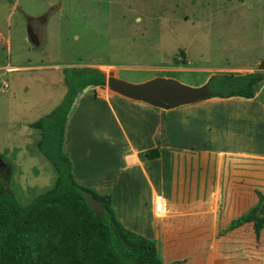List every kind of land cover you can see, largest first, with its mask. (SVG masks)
Masks as SVG:
<instances>
[{
    "label": "crops",
    "instance_id": "crops-1",
    "mask_svg": "<svg viewBox=\"0 0 264 264\" xmlns=\"http://www.w3.org/2000/svg\"><path fill=\"white\" fill-rule=\"evenodd\" d=\"M3 60L6 62L0 63V70L20 74L9 76L10 87L2 82L13 98L17 93L18 99L17 108H7L10 110L0 117V162L10 165L20 163L17 153L28 155L36 139L31 129H16L14 121L21 117L24 127L30 128L32 121L60 103L67 86L65 66L11 63L8 56ZM82 66L98 69V64L71 67ZM171 70L180 71L178 67ZM54 71L56 78L52 77ZM100 72L105 78L107 72ZM54 84L60 87L49 90ZM99 85L104 84L83 92L65 117L60 148L70 161L74 179L99 194H108L113 212L125 228L155 243L153 228L159 224L162 232L164 223L153 215L159 211L154 209L153 194L162 197L154 201L160 208L180 215L176 228L181 235L207 233L211 238L225 232L223 228L219 231L217 218H228L230 222L247 213L258 204L257 192L264 201V73L250 98L211 96L168 110L128 99L109 88L111 93L106 96V86ZM12 136L16 145L10 144ZM19 140L22 143L17 144ZM3 154L8 155L9 162L4 161ZM38 156L45 158L41 152ZM35 184L36 180L27 184L26 190ZM75 206L77 211L81 205ZM68 209L67 204L60 205L62 212ZM238 229H245L253 240L250 221L217 237L225 239L224 235ZM206 242L200 243L201 258L206 257L201 253ZM217 243L220 251L245 250L238 242L229 248L223 240ZM195 254L176 258L186 261L187 255L192 258ZM224 257L226 260L228 255ZM250 257L247 264L255 260ZM190 258L184 263L202 262Z\"/></svg>",
    "mask_w": 264,
    "mask_h": 264
},
{
    "label": "rangeland",
    "instance_id": "rangeland-1",
    "mask_svg": "<svg viewBox=\"0 0 264 264\" xmlns=\"http://www.w3.org/2000/svg\"><path fill=\"white\" fill-rule=\"evenodd\" d=\"M27 27L37 32L39 44H31ZM0 38V63H5L3 59L8 56L11 63L65 66L64 75L73 82L76 79L71 66L98 64V70L106 74L111 71L115 77L132 83L161 77L198 87L216 73L255 71L264 60V0H0ZM173 67L180 71H172ZM19 75L16 71L0 70V117L10 110L7 108L18 105L17 93L13 98L2 82L10 87L9 76ZM56 76L54 71L52 77ZM52 87L60 85L48 89ZM107 89L104 87L106 96L111 93ZM22 120L18 117L14 121L16 129H31L36 134L30 153L23 156L19 151L20 163L9 162L6 154L2 156L11 166L7 186L17 200L21 196L18 202L25 205L50 188L55 175L51 164L38 156L40 130L24 127ZM12 139L10 144L16 145L15 136ZM20 143L21 140L17 144ZM10 153L14 155L12 150ZM35 180L37 184L26 190L27 184ZM90 203L97 210L98 203ZM255 215H260L257 210ZM217 219L219 231L223 228L227 232L229 219ZM153 231L163 264L189 260L190 255L185 261L163 254L159 250L163 245L160 225ZM225 232L214 235L213 241L223 240L229 248L223 237H217ZM257 240L253 236L254 243ZM217 248L214 264H247V255L254 257L252 264H264V259L259 261L263 257L260 248L252 254L246 247L225 252Z\"/></svg>",
    "mask_w": 264,
    "mask_h": 264
},
{
    "label": "trees",
    "instance_id": "trees-1",
    "mask_svg": "<svg viewBox=\"0 0 264 264\" xmlns=\"http://www.w3.org/2000/svg\"><path fill=\"white\" fill-rule=\"evenodd\" d=\"M70 69L74 70L76 80H69L64 75L66 69H63L67 89L60 103L30 123L31 127L40 130L41 137L37 142L39 150L55 170L53 185L33 197L29 203L21 205L7 186L10 176L8 164L0 166V264H163L153 240L130 231L119 222L108 194H99L74 179L70 161L60 148L65 114L77 91L87 84H103L104 76L96 68L82 66ZM262 78L263 72L256 70L213 74L208 79L212 90L209 97L250 98ZM256 194L258 204L232 219L225 227V230H230L250 221L254 239H258L256 243L248 237L245 229L235 230L224 240L228 241L229 246L235 242L242 244L248 253L260 248L263 257L259 261L262 262L264 215L257 216L255 211L263 197L258 192ZM153 200H162V197L153 194ZM89 201L98 203L97 210ZM62 203L69 206L66 212L60 211ZM75 204L81 205L77 211ZM153 215L164 223L163 245L159 246L163 254L176 258L195 252L191 260L215 263V250L219 245L216 240L213 241L211 234L190 232L184 234L187 235L185 238L176 228L180 217L178 213L163 207ZM205 239L207 244L204 243L205 248L201 253L206 257L201 258L200 243Z\"/></svg>",
    "mask_w": 264,
    "mask_h": 264
},
{
    "label": "water",
    "instance_id": "water-1",
    "mask_svg": "<svg viewBox=\"0 0 264 264\" xmlns=\"http://www.w3.org/2000/svg\"><path fill=\"white\" fill-rule=\"evenodd\" d=\"M27 36L31 44H38L37 36L31 27H27ZM255 70L264 71V60L256 65ZM103 84L107 88L115 91L123 97L142 101L162 110L173 109L201 99H205L209 97L212 92L208 80L206 83L198 87H190L178 82L175 79L161 77H153L141 82L132 83L115 77L111 72L106 74ZM104 85H99V87H103ZM90 87H92V85L87 84L75 93L73 100L65 114L66 117L73 109L74 104L78 100L79 96ZM257 211L260 214L259 216L264 215V203L261 202Z\"/></svg>",
    "mask_w": 264,
    "mask_h": 264
},
{
    "label": "built area",
    "instance_id": "built-area-1",
    "mask_svg": "<svg viewBox=\"0 0 264 264\" xmlns=\"http://www.w3.org/2000/svg\"><path fill=\"white\" fill-rule=\"evenodd\" d=\"M153 206H154V209L157 211L160 209V204L158 202L153 203Z\"/></svg>",
    "mask_w": 264,
    "mask_h": 264
},
{
    "label": "clouds",
    "instance_id": "clouds-1",
    "mask_svg": "<svg viewBox=\"0 0 264 264\" xmlns=\"http://www.w3.org/2000/svg\"><path fill=\"white\" fill-rule=\"evenodd\" d=\"M256 71H257V70H256ZM262 72H263V71H262ZM90 88H91V87H90ZM88 89H89V88H88ZM0 164H2V165H0V166H3V165H4V163H1V162H0Z\"/></svg>",
    "mask_w": 264,
    "mask_h": 264
},
{
    "label": "bare ground",
    "instance_id": "bare-ground-1",
    "mask_svg": "<svg viewBox=\"0 0 264 264\" xmlns=\"http://www.w3.org/2000/svg\"><path fill=\"white\" fill-rule=\"evenodd\" d=\"M160 210V209H159Z\"/></svg>",
    "mask_w": 264,
    "mask_h": 264
}]
</instances>
